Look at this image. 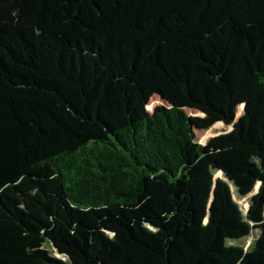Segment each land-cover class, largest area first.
<instances>
[{"label":"trees","instance_id":"16d2710c","mask_svg":"<svg viewBox=\"0 0 264 264\" xmlns=\"http://www.w3.org/2000/svg\"><path fill=\"white\" fill-rule=\"evenodd\" d=\"M103 235L102 264H264V0H0V264Z\"/></svg>","mask_w":264,"mask_h":264},{"label":"rangeland","instance_id":"374dc122","mask_svg":"<svg viewBox=\"0 0 264 264\" xmlns=\"http://www.w3.org/2000/svg\"><path fill=\"white\" fill-rule=\"evenodd\" d=\"M163 50L166 52L164 48ZM124 78L130 79L133 83H136V85L141 89V91L143 92V95L145 96V99L148 103L149 110H153L154 106L157 103V100L160 99L159 93L156 90H154L155 88L154 79L144 74L142 72V69H140L139 67L135 69L133 68ZM257 103H258L257 98H254V96H251V99H250L249 97V99L239 107L236 113V116H235L236 120H238L242 115H245V114H248L251 116L255 114ZM226 130H229L226 126H224L223 124H217L210 131L206 133L198 132L197 133L198 140L201 144H206L209 139L219 134H222ZM249 201H250V196L239 200L244 214H247L248 212ZM212 209H213V202L211 203V210ZM212 214L213 212L211 211V215ZM210 216L208 217L209 222H208L207 227L206 228L202 227V229L199 231L197 235V240H198L197 245L198 246H201L202 244H204L210 236L211 224H212ZM256 237H258V232H254L253 236L244 240L241 245L244 246L245 248H248L250 244L256 239ZM92 238L93 239L91 242L92 248L90 251V262L88 264H102L101 259H100L101 258V253H100L101 244L100 243L101 241L106 243V239L108 238L106 235L100 236V238L92 236Z\"/></svg>","mask_w":264,"mask_h":264}]
</instances>
